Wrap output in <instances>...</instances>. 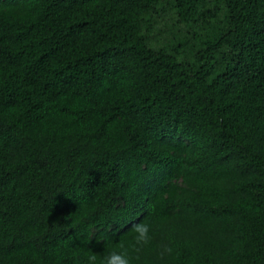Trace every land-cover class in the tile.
<instances>
[{"label":"trees","instance_id":"16d2710c","mask_svg":"<svg viewBox=\"0 0 264 264\" xmlns=\"http://www.w3.org/2000/svg\"><path fill=\"white\" fill-rule=\"evenodd\" d=\"M0 264H264V0H0Z\"/></svg>","mask_w":264,"mask_h":264},{"label":"rangeland","instance_id":"374dc122","mask_svg":"<svg viewBox=\"0 0 264 264\" xmlns=\"http://www.w3.org/2000/svg\"><path fill=\"white\" fill-rule=\"evenodd\" d=\"M159 9L158 13L148 19L145 37L155 49L167 48L172 51L173 47L179 46L181 60L194 64L197 51L203 46V39L197 40L194 44L188 42L184 35L185 28L179 26L178 17L172 7L164 2ZM180 27L184 28L183 32Z\"/></svg>","mask_w":264,"mask_h":264}]
</instances>
